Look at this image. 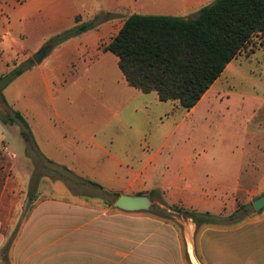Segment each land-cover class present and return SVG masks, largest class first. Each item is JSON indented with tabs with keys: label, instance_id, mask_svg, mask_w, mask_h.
I'll return each instance as SVG.
<instances>
[{
	"label": "crops",
	"instance_id": "crops-1",
	"mask_svg": "<svg viewBox=\"0 0 264 264\" xmlns=\"http://www.w3.org/2000/svg\"><path fill=\"white\" fill-rule=\"evenodd\" d=\"M213 1L97 0L94 6L89 0H0V42L16 51L15 40L43 38L42 47H50L45 56L51 57L39 80L46 87L63 83L52 114L35 107L17 113L42 160L66 173L55 180L68 189L54 195L39 188L29 204L28 189L6 180L0 193V264L7 244V264H264V211L236 223L197 226L163 205L181 222L115 213L111 206L113 194L149 191L164 205L227 220L240 201L264 195V138L257 144L253 135L244 139L237 130L225 144L221 135L214 141L200 127L210 115L198 113L212 94L222 92L221 77L246 59L250 47L189 111L129 87L117 58L104 51L131 14L187 20ZM86 23L93 27L50 42ZM251 41L246 61L264 48V36ZM240 142L249 154L247 170L237 157L222 156L237 152ZM25 204L31 210L22 220Z\"/></svg>",
	"mask_w": 264,
	"mask_h": 264
},
{
	"label": "trees",
	"instance_id": "trees-1",
	"mask_svg": "<svg viewBox=\"0 0 264 264\" xmlns=\"http://www.w3.org/2000/svg\"><path fill=\"white\" fill-rule=\"evenodd\" d=\"M92 27V23L78 25L57 36L54 41L62 43ZM257 35L264 36V0H214L187 20L182 17L131 14L104 51L117 58L118 69L129 87L142 94L154 92L160 102L177 101L182 109L189 111ZM21 72L14 71L5 83L0 77L1 105L7 106L1 92ZM14 119L28 131L16 112L12 117H0V122L4 124ZM21 134L24 136V133ZM37 185L38 181H35L29 188V204L37 193ZM117 197L115 195V199ZM30 210L31 205L22 220ZM172 210L197 226L218 220L208 213L200 214L178 207H172ZM245 213V206H239L227 221L238 219L234 223L239 222V214ZM8 251L9 244L2 248L4 264L8 262Z\"/></svg>",
	"mask_w": 264,
	"mask_h": 264
},
{
	"label": "rangeland",
	"instance_id": "rangeland-1",
	"mask_svg": "<svg viewBox=\"0 0 264 264\" xmlns=\"http://www.w3.org/2000/svg\"><path fill=\"white\" fill-rule=\"evenodd\" d=\"M90 2L94 6L99 3L97 0H89ZM92 11L91 9L90 12ZM44 42L43 38L30 37L15 40L14 47L16 51L13 48L11 50L6 40L0 42L1 82L5 83L14 71H22L1 92V95L6 100L7 106L0 104V117L4 115L12 117L15 112L35 108H38L36 111H40L43 114L53 113L55 104L61 95L59 92L62 89L63 83L55 87H46L39 80V73L41 71L45 72L49 66L51 56H44L40 63H35L33 57L43 48H46L42 47ZM50 42L55 44L54 39ZM251 43L252 41L246 47L247 49L250 47V49L243 56L246 59L249 56V50L251 51L252 49ZM246 59L235 62L227 70L218 83V85L223 87L220 89L222 92L212 94V101L205 102L198 111L200 114L210 115L208 120L203 122V125H200V127L210 130V133L213 134L214 141L218 135H221L225 144L226 139H229L238 130L239 134H244V139L248 137L247 134L249 137L253 135L254 143L262 144L264 138V48L256 52L251 60L246 61ZM116 71L120 73L119 70ZM64 75L67 76V73ZM30 76L33 79L31 83L28 81ZM242 92L245 93L242 94ZM21 133H24L27 139ZM28 134V131L16 119L13 122H6L4 124L0 122V193L8 179H12L18 188H27V192L34 182L38 181V191L41 188L40 191L54 195L68 193L66 185L55 180L58 175H65L66 173L61 169H56L46 164L42 160ZM241 135L240 140H243ZM239 144V150L237 152H223L222 156L237 157L240 165L244 162V166L246 167L244 169L247 170V165L250 161L247 159V155L249 154L245 149L246 145L241 146L243 145L242 142ZM242 148L244 150H241ZM28 172L30 173V177L27 176ZM243 186L240 185V190H243ZM261 192L264 191L261 189ZM139 194L151 198L154 202V207L148 212H139L136 215L148 217L158 216L160 220L171 223L181 222L179 216L171 211L172 206L164 205L163 201L156 197V195H152L149 191H142ZM115 195H118V193L113 194L111 197V206L115 201ZM242 197L243 191H240L239 198ZM254 199H251L249 196L243 202L240 201L239 206H245L246 213L243 215L239 214V219L242 220L249 215L255 214L251 206V202ZM161 205L171 209V212L167 213L165 209H160ZM28 209L29 204H25L23 213ZM114 211L118 213V210ZM233 213L229 217H232ZM237 220L235 219L234 222ZM216 222L228 221L218 219Z\"/></svg>",
	"mask_w": 264,
	"mask_h": 264
},
{
	"label": "water",
	"instance_id": "water-1",
	"mask_svg": "<svg viewBox=\"0 0 264 264\" xmlns=\"http://www.w3.org/2000/svg\"><path fill=\"white\" fill-rule=\"evenodd\" d=\"M50 47L43 48L33 57L35 63H40L43 57L49 52ZM256 214L264 211V195H261L251 202ZM112 207L125 213L148 212L153 209L154 202L147 196L119 195L113 202Z\"/></svg>",
	"mask_w": 264,
	"mask_h": 264
}]
</instances>
